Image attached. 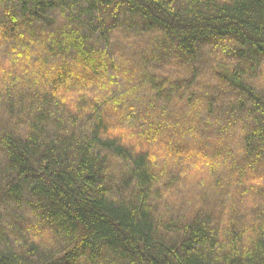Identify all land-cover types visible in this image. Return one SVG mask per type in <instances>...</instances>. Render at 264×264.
I'll return each instance as SVG.
<instances>
[{"label": "trees", "instance_id": "16d2710c", "mask_svg": "<svg viewBox=\"0 0 264 264\" xmlns=\"http://www.w3.org/2000/svg\"><path fill=\"white\" fill-rule=\"evenodd\" d=\"M0 264H264V0H0Z\"/></svg>", "mask_w": 264, "mask_h": 264}]
</instances>
